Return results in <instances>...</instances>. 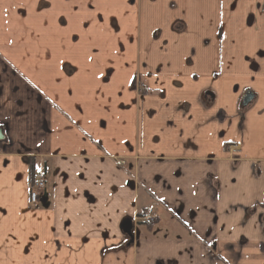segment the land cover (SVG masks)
<instances>
[{
	"label": "crops",
	"instance_id": "1",
	"mask_svg": "<svg viewBox=\"0 0 264 264\" xmlns=\"http://www.w3.org/2000/svg\"><path fill=\"white\" fill-rule=\"evenodd\" d=\"M0 129V264H264V0H0Z\"/></svg>",
	"mask_w": 264,
	"mask_h": 264
},
{
	"label": "water",
	"instance_id": "2",
	"mask_svg": "<svg viewBox=\"0 0 264 264\" xmlns=\"http://www.w3.org/2000/svg\"><path fill=\"white\" fill-rule=\"evenodd\" d=\"M210 96L213 98V95L211 93L207 94L206 97ZM255 99V96L251 93H247L243 98L241 102V108H247L249 105L252 104L253 100ZM4 140V134L2 130L0 129V142ZM124 235L126 236L125 246L126 248L131 247L135 242V235L133 234V226L130 223H125L123 226Z\"/></svg>",
	"mask_w": 264,
	"mask_h": 264
},
{
	"label": "built area",
	"instance_id": "3",
	"mask_svg": "<svg viewBox=\"0 0 264 264\" xmlns=\"http://www.w3.org/2000/svg\"><path fill=\"white\" fill-rule=\"evenodd\" d=\"M46 185L41 174H36L34 179V185L31 189L30 199L32 203H36L41 193L45 191ZM154 213L151 211L145 217V221L151 223L154 221Z\"/></svg>",
	"mask_w": 264,
	"mask_h": 264
},
{
	"label": "trees",
	"instance_id": "4",
	"mask_svg": "<svg viewBox=\"0 0 264 264\" xmlns=\"http://www.w3.org/2000/svg\"><path fill=\"white\" fill-rule=\"evenodd\" d=\"M30 163H31V167H32V187H33V185H34V179H35V174H36V162H35V160L34 159H32L31 161H30ZM119 249H124L123 247H118ZM116 250V249H115Z\"/></svg>",
	"mask_w": 264,
	"mask_h": 264
},
{
	"label": "flooded vegetation",
	"instance_id": "5",
	"mask_svg": "<svg viewBox=\"0 0 264 264\" xmlns=\"http://www.w3.org/2000/svg\"><path fill=\"white\" fill-rule=\"evenodd\" d=\"M141 90H143V87H141ZM206 99L208 98V97H205ZM36 174H39V173H36ZM35 174V175H36ZM42 176H43V174L42 173H40ZM43 179H44V176H43ZM44 182H45V180H44ZM45 185H46V183H45ZM154 213V212H153ZM148 214V213H147ZM147 214L143 217V220L145 221V217L147 216ZM154 216H155V214H154ZM155 219H156V216L154 217V221H155Z\"/></svg>",
	"mask_w": 264,
	"mask_h": 264
}]
</instances>
